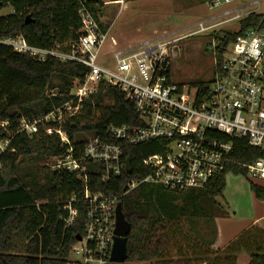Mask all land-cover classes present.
<instances>
[{"label": "trees", "instance_id": "trees-1", "mask_svg": "<svg viewBox=\"0 0 264 264\" xmlns=\"http://www.w3.org/2000/svg\"><path fill=\"white\" fill-rule=\"evenodd\" d=\"M85 6L101 23L104 3L85 0ZM207 4L208 0H198ZM11 7L12 14L0 15V38L22 35L38 48H48L77 39L81 28L79 0H0V13ZM263 22L264 15L251 13L241 21L237 33L217 39L216 59L220 66L223 55L237 37ZM104 33L108 26L101 23ZM218 69L215 67V73ZM86 69L75 62L57 59L39 62L0 45V144L10 141L0 153V264H68L76 237L84 234L85 206L79 208L77 223L67 227L65 210L74 196L84 197V181L76 174L51 170L46 166L32 170L30 160L42 162L63 156L66 147L55 135L40 132L29 137L17 133L20 119L44 117L67 102L76 80L83 79ZM168 76L171 78L170 67ZM213 81L196 82L204 95ZM53 93L58 97H52ZM110 101L111 104H106ZM141 123L132 100L117 87L102 83L98 92L84 106L83 112L64 126L81 158L83 133L104 136L106 127L139 126ZM1 126V125H0ZM15 134V135H14ZM161 142H150L127 148V169L119 179L102 182L103 167L89 166L93 192L122 195L134 180L147 177L143 161L164 150ZM233 159L224 174L203 189L182 193L160 186L143 184L120 199L123 213L131 225L127 238V262L150 264H237L242 253L250 255L249 264H264V229L253 225L226 248L214 250L217 238L215 215L227 187L226 175H247L245 166L254 163L264 152L247 140H233ZM255 197L264 201V187L251 184ZM211 223L200 236L194 222ZM199 237V242L196 240Z\"/></svg>", "mask_w": 264, "mask_h": 264}, {"label": "built area", "instance_id": "built-area-1", "mask_svg": "<svg viewBox=\"0 0 264 264\" xmlns=\"http://www.w3.org/2000/svg\"><path fill=\"white\" fill-rule=\"evenodd\" d=\"M81 28L75 40L48 48L30 45L22 35L0 38V45L15 53L39 62L57 59L63 63L75 62L85 67L81 80H76L67 102L44 117L21 118L17 133L29 137L44 132L55 135L66 147L63 156L55 157L52 170L76 174L84 181V197L74 196L65 210L67 227L78 220L79 208L85 206L84 234L71 249L68 264H113L111 256L116 231V212L120 199L143 184L160 186L182 193L203 189L218 179L233 159V140H247L252 147L264 152V24L261 22L236 38L225 51L220 66L215 55L214 80L210 92L204 95L197 87L178 85L168 76L171 46L182 38L171 35L156 38L143 45L119 49L114 38V52L109 54L112 65H105L101 57L109 41L98 22L79 0ZM122 3V2H121ZM234 0H208L210 9L229 7ZM251 13L244 9L227 10L224 22L199 23L194 34L213 30L232 20H243ZM168 37V38H167ZM106 55V56H109ZM102 83L120 89L134 103L140 118L139 126L106 127L104 136L85 132L81 158L64 126L79 116L85 103L94 96ZM194 89L195 93H192ZM52 97H58L54 93ZM9 126L4 122L0 127ZM15 135V134H14ZM150 142L164 144L162 153L143 161L148 175L132 181L122 195L93 192L89 166L103 167L102 182L108 184L122 177L127 169V148ZM10 141L0 144V153ZM252 182L264 181V156L245 166ZM71 257H75L74 260Z\"/></svg>", "mask_w": 264, "mask_h": 264}, {"label": "rangeland", "instance_id": "rangeland-1", "mask_svg": "<svg viewBox=\"0 0 264 264\" xmlns=\"http://www.w3.org/2000/svg\"><path fill=\"white\" fill-rule=\"evenodd\" d=\"M192 1L194 0H167L164 2H147L144 0L134 2L131 0L130 4L127 5L121 3L103 6L101 19L108 28H111V32L109 41L103 50L102 62L105 65L113 64V56L109 55L116 49L112 46L110 40L112 37L119 40L121 48H126L128 42H137V45H143L156 38L171 34V39L182 38L173 44L172 49L169 51L170 58L168 59L172 82L178 85L191 86L196 82L213 81L215 73L214 51L218 47L217 39L222 38L227 33H237L240 30L241 20H232L213 30L194 34L199 30V23L204 22L206 23L205 26L210 25L208 23L209 17L220 14L233 7V5L219 9H209L204 3H200L194 9L187 10V6L193 4ZM257 1L254 3L253 9L258 14L264 15V0ZM174 2L179 6L177 10L172 7ZM250 10L252 9H247L246 13ZM9 14H12L11 7H6L0 13L1 16ZM233 16L234 14L221 17L215 22H224ZM191 90L192 93H195L194 89ZM106 104L110 105L111 102L107 101ZM53 160L54 158L42 162L30 160L28 166L34 171H39L42 166L52 170ZM226 182L227 187L223 195L217 198L219 206L214 212L215 215H222V217L234 213L241 215L246 210L247 204L250 205L252 183L264 187V181L252 182L247 175H234L233 173L226 175ZM193 222L200 236L206 233L211 225V223L205 221L196 220ZM196 240L197 242L200 240L197 235ZM71 259L74 260L75 257H71ZM123 264L150 263L125 262Z\"/></svg>", "mask_w": 264, "mask_h": 264}, {"label": "crops", "instance_id": "crops-1", "mask_svg": "<svg viewBox=\"0 0 264 264\" xmlns=\"http://www.w3.org/2000/svg\"><path fill=\"white\" fill-rule=\"evenodd\" d=\"M105 6L110 5H116V4H122L127 5L130 4L131 0H101ZM134 2H137L139 0H132ZM147 2H161V1H167V0H144ZM193 4L191 6H187V10L194 9L196 5L200 4L198 0L192 1ZM258 2L257 0H234V3L232 4L233 7L227 9V10H237V9H252L249 12H252L253 10L256 11L254 8V3ZM207 6V4H205ZM173 8H176V10L179 8L178 5L174 4L172 5ZM230 7V6H229ZM209 8V7H208ZM210 9V8H209ZM211 16L208 19L209 21L215 22L217 19L224 17L225 12ZM181 11V10H180ZM257 13V12H256ZM101 23L105 24L103 22V19H101ZM164 30V29H162ZM159 31V30H158ZM156 31V32H158ZM108 35L111 32V28L108 29ZM163 32V31H162ZM171 35V34H170ZM113 38V37H112ZM115 39V38H114ZM111 40V38H110ZM118 46L119 40L115 39ZM128 46L126 48H119V49H127L129 46H138L137 42H128ZM135 43V44H134ZM252 196L250 198V205L246 208L244 212L241 213V215L234 214H228L226 216L218 217V219L215 220L216 222V228H217V238L214 242L213 249L214 250H222L226 248L232 241H234L239 235H241L245 230L250 228L253 225H257L264 229V201L258 200L253 192L251 193ZM250 263V255L247 253H242L238 257L237 264H249Z\"/></svg>", "mask_w": 264, "mask_h": 264}, {"label": "water", "instance_id": "water-1", "mask_svg": "<svg viewBox=\"0 0 264 264\" xmlns=\"http://www.w3.org/2000/svg\"><path fill=\"white\" fill-rule=\"evenodd\" d=\"M131 230V225L123 213V206L119 203L116 212V231L111 256L113 264H123L128 261L127 238ZM76 240L80 242L82 236H77Z\"/></svg>", "mask_w": 264, "mask_h": 264}]
</instances>
